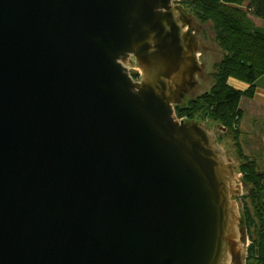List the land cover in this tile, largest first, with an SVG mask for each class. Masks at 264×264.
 Returning <instances> with one entry per match:
<instances>
[{
    "label": "water",
    "instance_id": "obj_1",
    "mask_svg": "<svg viewBox=\"0 0 264 264\" xmlns=\"http://www.w3.org/2000/svg\"><path fill=\"white\" fill-rule=\"evenodd\" d=\"M177 1L0 0V264H244Z\"/></svg>",
    "mask_w": 264,
    "mask_h": 264
},
{
    "label": "trees",
    "instance_id": "obj_2",
    "mask_svg": "<svg viewBox=\"0 0 264 264\" xmlns=\"http://www.w3.org/2000/svg\"><path fill=\"white\" fill-rule=\"evenodd\" d=\"M201 24H210L221 56L213 65V82L174 105L177 117L194 120L196 115L217 121L224 129L218 142L228 155L234 148L242 194V225L249 243L244 264H264V169L254 155L243 152L237 124L243 115L242 97L253 98L258 79L264 80V26L253 24L250 16L264 20V0H180ZM198 31H202L199 27ZM247 84L235 88L228 79ZM264 84V81L262 82Z\"/></svg>",
    "mask_w": 264,
    "mask_h": 264
},
{
    "label": "rangeland",
    "instance_id": "obj_3",
    "mask_svg": "<svg viewBox=\"0 0 264 264\" xmlns=\"http://www.w3.org/2000/svg\"><path fill=\"white\" fill-rule=\"evenodd\" d=\"M179 1H177L176 3H178V5H181L183 9L193 17V15L189 11V8L183 6V4H180ZM250 19L252 20L253 24L260 27L264 26V20H260L258 18H255L254 16H250ZM193 20L195 25L194 34L199 41V51L197 53V57L202 67V71L201 73L196 75L195 80L197 84L191 93L185 95L186 99L194 93H200L203 92L204 89L209 88V86L213 82V65L217 60H219L221 56V50L219 47H217L218 45L212 37L213 32L210 28V24H201L196 20L195 17H193ZM199 27L202 28V31L200 32L198 31ZM263 81L264 80L260 81L259 85L262 84ZM228 82L235 88H239L240 85H242L241 81L233 78H229ZM240 99V109H242L243 115L241 119H239L240 121L237 122L241 129V136L239 141L241 142L243 152L249 155H254L259 168L264 169V100L260 97H253L251 99L242 97ZM194 120L204 123L212 130V132H215L218 136H220V134H222V131L224 130L221 128V125L217 121L209 119L207 117L203 118L200 115H196L194 117ZM228 149L229 155L236 165V157L234 152L235 150L234 148L232 149V147L229 146ZM239 177L240 174L235 173V181L239 187L238 193L235 198L239 200L242 209V194L245 191L243 190V187L239 181ZM246 242L249 243V240H246ZM247 245H245L244 247L246 248ZM245 253L246 250L243 253V258L245 256Z\"/></svg>",
    "mask_w": 264,
    "mask_h": 264
},
{
    "label": "crops",
    "instance_id": "obj_4",
    "mask_svg": "<svg viewBox=\"0 0 264 264\" xmlns=\"http://www.w3.org/2000/svg\"><path fill=\"white\" fill-rule=\"evenodd\" d=\"M259 80H261V79H258V83H257V87H256V90H255L254 98L260 97L261 99L264 100V84H260L259 85ZM246 87H247V84L242 83V85H240L239 88L243 89V88H246Z\"/></svg>",
    "mask_w": 264,
    "mask_h": 264
},
{
    "label": "built area",
    "instance_id": "obj_5",
    "mask_svg": "<svg viewBox=\"0 0 264 264\" xmlns=\"http://www.w3.org/2000/svg\"><path fill=\"white\" fill-rule=\"evenodd\" d=\"M131 76L134 80L138 81L139 78V72H131ZM177 119L180 121L181 119H183L182 117H177Z\"/></svg>",
    "mask_w": 264,
    "mask_h": 264
}]
</instances>
